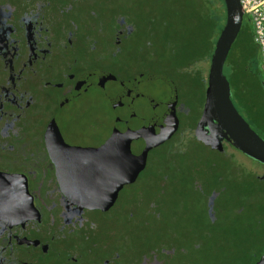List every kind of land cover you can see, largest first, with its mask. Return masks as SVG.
<instances>
[{"label":"flooded vegetation","instance_id":"flooded-vegetation-1","mask_svg":"<svg viewBox=\"0 0 264 264\" xmlns=\"http://www.w3.org/2000/svg\"><path fill=\"white\" fill-rule=\"evenodd\" d=\"M67 1L0 0V264H122L118 252L113 257L107 254L106 234L100 236L101 222L88 215L92 212L119 215L122 191L137 183L155 150L176 141L181 126L178 115L190 118V109L179 105L177 95L174 107L177 130L147 152L145 167L135 182L118 192L114 205L106 212L82 207L87 199L98 200V196L83 200V195H78L80 190L69 176L67 150L89 141L84 135L85 120L98 128L106 119V98L112 94L114 104L125 100L123 108L118 109L125 118L115 122L124 134L111 135L114 142L116 139L119 142L108 141V145L119 156L122 144H136L133 150L139 155L149 137L160 132L146 130L140 141L131 132H134L129 123L132 116L129 118L128 114L133 112L130 99L134 88L130 83L137 76L159 75L171 81L175 89L176 85L168 72L159 70L124 76L129 73L121 57L123 49L136 40L135 21V28L127 35L130 28L122 16H112L106 24L100 23L105 20L102 9L106 0H87L93 11L86 14L78 10L84 0H69L70 4ZM222 1L221 27L212 53L226 22ZM245 17L243 13L239 32L223 66L231 93L243 76L254 74L255 70L261 80L258 49L252 40V28L248 31L244 27L245 20L249 21ZM135 61L139 69H148L153 64L147 59ZM153 106L149 97L145 102L138 99L134 105L144 113L158 112ZM204 107L192 126L183 124L180 132L184 127L188 131L181 134L193 135L194 141L209 152L231 156L225 152L237 151L230 142L210 131ZM102 133L108 135L103 129ZM257 134L264 140V126ZM188 150L185 148L183 152ZM138 155L128 153L124 160H135ZM88 167L92 168L88 165L82 169ZM109 195L110 192L100 198ZM154 251L132 264L145 261L162 264L160 260L151 262L159 256ZM167 251L163 254L167 255Z\"/></svg>","mask_w":264,"mask_h":264},{"label":"rangeland","instance_id":"rangeland-1","mask_svg":"<svg viewBox=\"0 0 264 264\" xmlns=\"http://www.w3.org/2000/svg\"><path fill=\"white\" fill-rule=\"evenodd\" d=\"M173 1L175 0H107L102 9V12L105 15V20H101L100 23L103 24V22H105L106 24V22H108L107 20H110L112 16H122L123 18H126L128 23L127 26L130 28L129 31H127L128 35L129 32L135 28L132 17L135 19H137V17L142 18L136 25V27L140 28L141 35L136 38L126 50L125 48L123 49V56L121 59L125 61L126 66L128 67L126 72L129 73V75L126 73L124 76H131L138 72L146 73L149 72V70L152 72L157 71V69L160 70L159 64H155V61L159 59V57L162 58V64L165 63L168 69L167 76L176 85L179 105L181 104V107L183 105L184 108L187 110L190 109L191 111L190 118L184 119L180 114L178 115L181 126L176 132V137L174 136L176 141L174 140L175 142L170 144V148L172 150L178 149L179 151H183L186 146H190V148L195 150L197 154H191L192 159L188 161V164H190L192 160H198L197 157L207 158L208 156L206 152L198 149L197 146L199 145L194 141L193 135L181 134L182 132L188 131V128L184 127L182 132L180 131L184 123L192 126L204 107L206 101L205 81L209 69V57H211L212 45L210 39L202 40L204 36L201 38H196L192 35L184 36L182 19H180L183 15H179V18L175 23L177 27L175 26L174 28L176 29L177 34L169 39L166 44L162 42L164 39L156 38L152 40L146 37L144 34L145 31L143 30L147 25L148 19L152 17L153 14L156 15L160 10L158 14L164 15V17L158 15L159 20L161 18L166 19L170 10H176L178 9L177 7H180L178 1V5L173 3ZM67 2L70 4L69 0ZM88 2L89 1L84 0L79 4L78 10H80L82 14L93 11L92 8L89 7ZM180 3L182 4V0H180ZM182 8L183 6L180 7V10H182ZM245 19L247 18L245 17ZM245 22L244 27L250 31L252 28L250 21L245 20ZM162 23L164 22L162 21ZM110 28L111 26L107 24V29ZM162 29L163 28H160L161 31ZM159 33L160 32H158V34ZM146 44H148V46H146ZM171 52H176L178 55L175 58H171ZM199 57L204 58L203 60L198 61V63L193 62L194 59H198ZM141 59L152 61L153 64H149L148 69L145 67L139 69L135 60ZM175 68L177 70H174ZM235 85L236 86H234V90L231 93V100L234 107L251 128L256 133H260V128L264 126V87L262 85V77L260 80L255 70L254 74L243 76L240 84ZM161 88H163V86L159 85L158 91H161ZM154 90L155 87L151 88V91L148 92V96L146 94L145 98H157V100H159L162 95L158 98L157 96L159 93L156 94ZM127 92L128 94L130 93L128 90ZM106 99V119L100 127L98 125L97 128V125L89 120H85L84 135L86 137L88 136L91 143L87 141L82 147L73 146L67 150L69 153V155H67V157H69V176L74 186L80 190L78 195H83V200H85V198H91L95 194H97L96 196H98V198L103 197L106 193L111 192L113 189V180H116L117 178L120 179L122 176V169L119 165L123 163L124 156L127 157L128 153L129 155L131 153L134 155L138 153L133 150L135 149L136 144L129 146L122 144L120 147V154L117 156L118 154L114 152L111 145H108V141L114 142L111 135H116L118 132L119 134H124L122 127H120V129L119 126L116 125V119L125 118L120 114L121 110H118L119 108H123L124 104L122 102L125 100L122 101L120 99L119 102L121 103L114 104V102H112V94ZM108 101H110L111 104ZM255 108L256 113L254 112ZM132 111V113L128 114V117L130 118L132 116L131 119H129V123L131 128H134L135 133L133 131L131 132L135 134L140 141L145 137H141V135L145 134L148 127L144 123L147 121L146 114L142 112L144 110L141 108L138 109L134 107ZM203 112L206 113L207 109L205 108ZM207 122L209 124V120H207ZM102 129L108 135H104ZM190 139L192 140V143H190ZM112 142L110 144H112ZM118 142L119 141L116 139L114 143L116 144ZM168 151L170 150L168 149ZM157 152L158 151H154L153 154ZM237 152L231 150L225 152V154H231V157L234 156L236 160L235 163L236 165L238 164L237 169L234 167L235 164L232 161H228L225 167L218 171L221 175L224 174L226 178H230L229 185L227 183H222L224 188L227 187V189H229L228 191L223 190V188L219 189L214 184L209 185L211 179H209L207 174L202 170H198L196 173L195 171L192 172L194 174H192L191 178H184V175L182 176L181 174L182 172H177V174L173 175L176 176L173 183L175 181L179 182V185L177 186L178 191L166 195L165 206L163 207L167 211V216L165 218L163 216L161 217L160 224L152 222L151 227H153V229L150 230V241L154 240L153 233L158 227L162 228V230L164 229L168 236L170 233L176 236V233L179 235L186 232L187 227L192 221L199 220L206 224V216L208 218L210 217L212 220L215 218L223 220L225 225L227 224V226H230L227 230L228 232L230 231L229 229L233 228V230L236 229V232L240 233L239 236H248L247 232H249L248 230L251 224L249 220L256 219L259 222L257 225V231H260L259 242L257 243V254L264 251V179L258 178V176H264V172L251 162L252 160L250 161V159ZM229 164L230 167L232 166L231 169L228 168ZM88 165H91L92 168L88 167L82 169ZM122 167L124 168L125 166L122 165ZM180 181L182 182L180 183ZM135 190L136 188H134V191ZM133 199L134 195L131 187L122 191L120 200L125 208L126 204ZM210 200H212L213 206L211 207L212 210L210 208V212L208 211L209 216L206 208ZM178 204L179 207L177 208ZM123 205H121V209ZM179 209L180 214L183 213L181 215L183 222H178V220L171 214L174 211L176 213ZM236 210H241L244 213L237 222H234L233 219ZM155 214L159 215L158 213ZM88 216V218L94 221L101 222H99L102 224L101 227L103 226L100 232L101 237L104 236V233H110V229H112L113 232L120 229L119 222L122 220L121 215H118L115 212L109 213L108 216H102L92 212ZM163 240L168 241V237ZM182 241L185 243L187 239H182ZM187 244L183 247H188ZM167 248L168 246L162 247L160 253L163 254ZM181 251L184 253L186 252V249L182 248ZM156 253H158L159 256L153 257L151 262H157L158 260H160L162 264H179L180 262L179 259H175L179 255V252H177V250L175 251V248L167 251L169 258L165 259L166 261L161 257L158 250L154 251L155 255ZM215 254L216 255H213L214 258H206V255L204 254V257L194 256V259L191 260V262H186V264H218V257H221L222 255H220L219 252H215ZM129 257L136 258L137 256L133 254ZM144 259H146V257H144ZM127 263L130 264L129 261H127L126 264ZM145 263L146 261L143 264Z\"/></svg>","mask_w":264,"mask_h":264},{"label":"trees","instance_id":"trees-1","mask_svg":"<svg viewBox=\"0 0 264 264\" xmlns=\"http://www.w3.org/2000/svg\"><path fill=\"white\" fill-rule=\"evenodd\" d=\"M177 1L180 7L183 6L182 10H180V7H177L179 10H170L166 19L161 18L160 20L158 15L161 17H164V15L158 14L160 12L159 10L156 15L153 14L152 17L148 19L147 25L143 30L145 31L144 34L146 37L152 40L156 38L164 39L162 42L166 44L169 39L177 34L174 28L175 26L177 27L175 23L179 15H183L180 19H182L184 36L192 35L196 38L204 36L202 40L210 39L213 50L215 37L218 35L221 27L220 9L221 7L224 8L223 1L182 0V4L184 3L182 5L180 0H175L173 3L178 5ZM132 19L137 23L142 18L137 17V19H135L132 17ZM162 21L164 23H162ZM160 28H163L162 31ZM158 32L160 33L158 34ZM140 35V28L137 27L136 38ZM177 55L176 52H171L170 57L175 58ZM200 57L194 59L193 62L203 60L204 57ZM156 63L159 64L160 73L168 72L165 63L162 64L161 57L155 61V64ZM174 70L177 69L175 68ZM254 112L256 113V108ZM164 147L155 150L158 152L152 155V159L148 162L149 165L142 171L137 183L130 186L134 199L127 204L125 202L126 208L123 203H120V206L123 205L119 214L122 219L119 222L120 229L116 232L110 229V233L106 234L105 242L108 244V248L106 249L107 254L113 257L114 253L118 252L122 264H126L127 261L132 264L133 262L139 263L142 261L143 256L148 255L150 251L158 250L160 253L162 247L168 246V251L175 248V251L177 250V252H179V255L175 258L177 260L179 259V264H186L188 261L191 262L194 256H203V254L206 255V258H214L213 255H216L215 252H219L220 255H222L218 257V264H255L264 253L263 251L257 254V243L259 242L260 231H257L259 222L256 219L249 220L251 224L249 226V232H247L248 236H239L240 233L236 232V229L233 230V228L229 229L230 231L228 232L227 230L230 226H227V224L225 225L223 220L218 218L212 220L210 217L208 218L206 216V224L199 220L192 221L187 227L186 232L179 235L175 232L176 236L172 233L168 236L164 229L162 230V228L158 227L153 233L154 240L150 241V230L153 229V227H151L152 222L160 224L161 217L163 216L165 218L167 216V211L163 207L165 206L166 195L178 191L177 186L179 182L175 181L173 183L176 177L173 175L177 174V172H182L181 174L182 176L184 175V178H191L192 174H194L192 172L195 171L196 173L198 170H202L207 174L208 178L211 179L209 185L214 184L219 189L223 188V190L228 191L229 189H227V187L224 188L222 183H227L229 185L230 178H226L224 174L221 175L218 171L223 169L228 161H232L236 169L238 165L235 163L236 160L234 156L228 157L221 153L216 154L199 146H197L198 149L208 154L207 158L197 157L198 160L194 159L188 164V161L192 159L191 154H196V151L190 148V146H186V148L189 149L187 152L176 151L177 149L172 150L170 145L167 148ZM168 149L170 151H168ZM231 167L229 164L228 168L231 169ZM181 182L182 181H180V183ZM134 188H136L135 191ZM178 207L179 204L177 208ZM206 210L209 215L208 204ZM151 212L158 213L159 215L152 216L150 215ZM243 213L244 212L241 210H236L233 221L237 222ZM171 214L178 222H183L181 219L183 213L180 214V209L179 211L177 210L176 213L174 211ZM167 237L168 241H164L163 239ZM182 239H187V241L183 243ZM186 244L188 247H183ZM149 246H151V248ZM182 248H185L187 253H183L181 251ZM133 254L137 257L130 258L129 256ZM160 254L164 260L169 258L168 255Z\"/></svg>","mask_w":264,"mask_h":264},{"label":"water","instance_id":"water-1","mask_svg":"<svg viewBox=\"0 0 264 264\" xmlns=\"http://www.w3.org/2000/svg\"><path fill=\"white\" fill-rule=\"evenodd\" d=\"M226 9V22L219 33L215 43L214 51L210 58L209 69L206 77V109L207 120H209L210 131L219 138H224L232 144L236 151L244 155L264 172V140L254 132L249 124L243 119L234 107L231 100V91L229 84L223 75V66L228 55L229 49L234 42L243 18V12L239 0H224ZM130 85L134 88L131 92V103L135 105L138 99H143L155 87L154 92L158 98L154 100V108L158 112H147V121L149 132H160L159 135H151L147 143L143 144L140 153H136L134 159L124 160L121 163V178L114 179L113 189L110 195L105 198L86 200L81 204L82 207L89 210L108 211L115 203L118 192L125 186L135 182L138 174L144 169L146 164L147 152L157 147L164 140L169 139L177 130L178 120L175 115L174 107L177 101L176 89L171 81L164 76H137ZM163 86L158 91V86ZM165 89V91H164ZM168 106V107H167ZM159 113V114H158ZM148 114V115H147ZM145 128V127H144ZM166 133L167 135H162ZM125 166L124 168L122 167ZM257 176V175H256ZM264 179V176H258ZM213 206L212 200L208 203V208ZM212 210V208H211ZM255 264H264V254Z\"/></svg>","mask_w":264,"mask_h":264},{"label":"built area","instance_id":"built-area-1","mask_svg":"<svg viewBox=\"0 0 264 264\" xmlns=\"http://www.w3.org/2000/svg\"><path fill=\"white\" fill-rule=\"evenodd\" d=\"M239 3L252 26V40L258 49L260 73L264 87V0H239Z\"/></svg>","mask_w":264,"mask_h":264}]
</instances>
